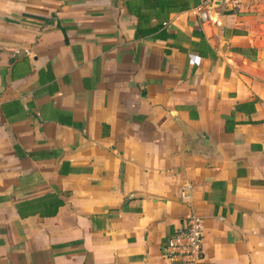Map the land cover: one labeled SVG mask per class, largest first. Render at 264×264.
Masks as SVG:
<instances>
[{
	"label": "crops",
	"instance_id": "crops-1",
	"mask_svg": "<svg viewBox=\"0 0 264 264\" xmlns=\"http://www.w3.org/2000/svg\"><path fill=\"white\" fill-rule=\"evenodd\" d=\"M132 1L0 0V264H264V0Z\"/></svg>",
	"mask_w": 264,
	"mask_h": 264
},
{
	"label": "built area",
	"instance_id": "built-area-1",
	"mask_svg": "<svg viewBox=\"0 0 264 264\" xmlns=\"http://www.w3.org/2000/svg\"><path fill=\"white\" fill-rule=\"evenodd\" d=\"M247 0H204L196 6L202 22L217 24L215 17L220 9L223 11H238ZM164 22L163 25H167ZM190 186L187 185L186 189ZM181 198L188 196L183 190ZM163 256L172 264H203V222L193 214L181 221L180 227L166 240L162 248Z\"/></svg>",
	"mask_w": 264,
	"mask_h": 264
},
{
	"label": "trees",
	"instance_id": "trees-1",
	"mask_svg": "<svg viewBox=\"0 0 264 264\" xmlns=\"http://www.w3.org/2000/svg\"><path fill=\"white\" fill-rule=\"evenodd\" d=\"M138 1L139 0H133L132 3H126L127 10L138 14L136 23L137 36L144 35L145 32L151 30L149 24L152 17L160 21V24L155 26L158 28L161 26V23L166 21L169 13L180 12L189 7L186 0H144L141 4H139ZM150 13H153L152 16H150Z\"/></svg>",
	"mask_w": 264,
	"mask_h": 264
}]
</instances>
